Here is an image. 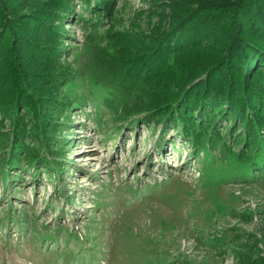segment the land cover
Here are the masks:
<instances>
[{"label": "rangeland", "instance_id": "1", "mask_svg": "<svg viewBox=\"0 0 264 264\" xmlns=\"http://www.w3.org/2000/svg\"><path fill=\"white\" fill-rule=\"evenodd\" d=\"M47 2L0 0V79L9 74L11 80L20 68L10 65L16 52L30 64L22 75L33 93L43 86L31 78L47 69V58L23 50L33 39L58 51L54 67L73 71L61 94L88 98L83 106L52 111L62 125L71 124L58 133L69 140L56 160L63 167L32 176L20 164L7 187L0 168V264H241L263 256L264 178L245 175L246 167L219 151L202 152L204 162L190 157L172 126L139 121L130 127L92 78L95 45L112 35V44L136 48L161 33L183 4L115 0L110 18L95 29L86 21L96 13L73 0L54 40L32 20L43 18ZM206 167L210 174H203Z\"/></svg>", "mask_w": 264, "mask_h": 264}, {"label": "trees", "instance_id": "2", "mask_svg": "<svg viewBox=\"0 0 264 264\" xmlns=\"http://www.w3.org/2000/svg\"><path fill=\"white\" fill-rule=\"evenodd\" d=\"M72 1L48 0L43 18L32 20L57 40L59 23L72 11ZM82 2L98 17L86 21L95 29L102 17L110 18L115 5V0L108 6L104 0ZM179 2L182 10L172 15L168 26L146 36L136 48H127L125 41V49L121 41L112 44V35L107 44L95 45L92 78L108 91L115 116L130 127L139 121L172 126L189 146L190 157L204 162L202 152L219 151L223 159L246 167L245 175L264 178V0ZM24 43L23 50L47 58L42 62L47 69L31 78L35 85L36 79L43 82L33 93L22 75L30 64L14 52L18 58L10 60V65L20 68L11 80L9 74L0 79V168L5 187L12 181L11 171L20 164L32 176L39 169L64 166L56 160L64 156L69 140L58 133L71 124L62 125L52 111L83 106L88 98L71 100L61 94L73 71L54 67L55 48L33 39ZM53 151L54 160L47 155ZM210 172L206 167L203 174ZM241 264H264V253L255 262Z\"/></svg>", "mask_w": 264, "mask_h": 264}]
</instances>
